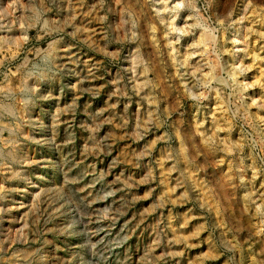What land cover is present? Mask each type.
Here are the masks:
<instances>
[{"label": "rangeland", "instance_id": "1", "mask_svg": "<svg viewBox=\"0 0 264 264\" xmlns=\"http://www.w3.org/2000/svg\"><path fill=\"white\" fill-rule=\"evenodd\" d=\"M0 264H264V0H0Z\"/></svg>", "mask_w": 264, "mask_h": 264}, {"label": "bare ground", "instance_id": "2", "mask_svg": "<svg viewBox=\"0 0 264 264\" xmlns=\"http://www.w3.org/2000/svg\"><path fill=\"white\" fill-rule=\"evenodd\" d=\"M166 9V8H165ZM174 11V10H173ZM209 37V35L205 34L203 35V39L206 40ZM210 38V37H209ZM197 45V44H196ZM173 48V47H172ZM199 51V50H198ZM199 53V52H198ZM204 53V52H203ZM212 75V74H211ZM213 78V76L211 77ZM184 151V150H183ZM186 164V163H185ZM169 181V180H168Z\"/></svg>", "mask_w": 264, "mask_h": 264}]
</instances>
